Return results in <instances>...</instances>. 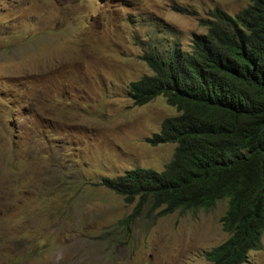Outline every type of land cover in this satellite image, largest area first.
<instances>
[{
  "label": "rangeland",
  "instance_id": "rangeland-1",
  "mask_svg": "<svg viewBox=\"0 0 264 264\" xmlns=\"http://www.w3.org/2000/svg\"><path fill=\"white\" fill-rule=\"evenodd\" d=\"M248 0H0V264H209L226 200L157 216L97 185L160 172L174 145L146 142L177 113L133 106L130 82L152 43L203 34L215 8ZM259 250L243 264H264Z\"/></svg>",
  "mask_w": 264,
  "mask_h": 264
},
{
  "label": "trees",
  "instance_id": "trees-1",
  "mask_svg": "<svg viewBox=\"0 0 264 264\" xmlns=\"http://www.w3.org/2000/svg\"><path fill=\"white\" fill-rule=\"evenodd\" d=\"M198 23L204 34L185 48L148 45L139 58L151 74L127 88L133 106L161 96L175 109L146 139L173 144L172 158L160 172L137 168L93 185L136 201L135 215L147 203L161 217L226 200L219 222L228 236L203 255L243 264L264 234V0H248L234 16L215 8Z\"/></svg>",
  "mask_w": 264,
  "mask_h": 264
},
{
  "label": "clouds",
  "instance_id": "clouds-1",
  "mask_svg": "<svg viewBox=\"0 0 264 264\" xmlns=\"http://www.w3.org/2000/svg\"><path fill=\"white\" fill-rule=\"evenodd\" d=\"M247 4H248V3H247ZM213 10H214V9H213ZM211 13H212V11H211ZM211 13H210V15H211ZM237 13H238V12H237ZM237 13H236V14H237ZM226 14H227V13H226ZM210 15H209V16H210ZM228 15H229V14H228ZM209 16H208V18H209ZM230 16H231V15H230ZM233 16H234V15H233ZM205 19H206V18H205ZM200 20H201V19H200ZM198 24H199V23H198ZM203 28H204V27H203ZM204 30H205V29H204ZM204 32H205V31H204ZM203 34H204V33H203ZM126 171H127V170H126ZM263 235H264V234H263ZM263 235H262V236H263ZM261 241H262V237H261ZM261 243H262V242H261ZM258 250H259V249H258ZM254 251H255V250H254ZM250 252H251V251H250ZM247 256H248V255H247Z\"/></svg>",
  "mask_w": 264,
  "mask_h": 264
}]
</instances>
